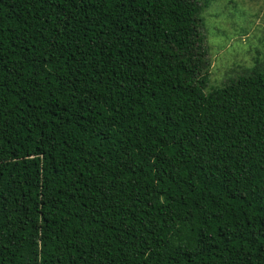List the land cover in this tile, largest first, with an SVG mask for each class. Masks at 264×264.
<instances>
[{"label": "trees", "instance_id": "16d2710c", "mask_svg": "<svg viewBox=\"0 0 264 264\" xmlns=\"http://www.w3.org/2000/svg\"><path fill=\"white\" fill-rule=\"evenodd\" d=\"M207 6L0 0V264H264V57L208 88Z\"/></svg>", "mask_w": 264, "mask_h": 264}, {"label": "rangeland", "instance_id": "374dc122", "mask_svg": "<svg viewBox=\"0 0 264 264\" xmlns=\"http://www.w3.org/2000/svg\"><path fill=\"white\" fill-rule=\"evenodd\" d=\"M205 1L208 6L201 16L210 63L209 88L251 69L257 58L264 57V0Z\"/></svg>", "mask_w": 264, "mask_h": 264}]
</instances>
